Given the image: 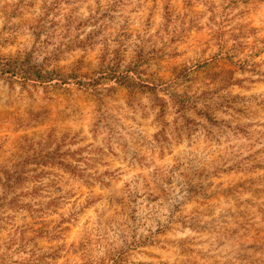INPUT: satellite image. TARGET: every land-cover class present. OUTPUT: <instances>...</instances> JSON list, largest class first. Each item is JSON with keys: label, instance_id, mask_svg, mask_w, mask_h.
Wrapping results in <instances>:
<instances>
[{"label": "rangeland", "instance_id": "374dc122", "mask_svg": "<svg viewBox=\"0 0 264 264\" xmlns=\"http://www.w3.org/2000/svg\"><path fill=\"white\" fill-rule=\"evenodd\" d=\"M0 264H264V0H0Z\"/></svg>", "mask_w": 264, "mask_h": 264}]
</instances>
